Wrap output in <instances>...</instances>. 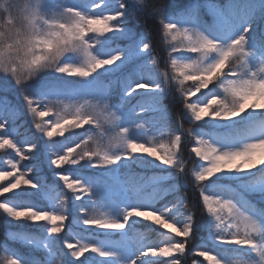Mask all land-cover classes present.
<instances>
[{
	"label": "snow or ice",
	"instance_id": "snow-or-ice-1",
	"mask_svg": "<svg viewBox=\"0 0 264 264\" xmlns=\"http://www.w3.org/2000/svg\"><path fill=\"white\" fill-rule=\"evenodd\" d=\"M0 153V264H264V0H0Z\"/></svg>",
	"mask_w": 264,
	"mask_h": 264
},
{
	"label": "trees",
	"instance_id": "trees-1",
	"mask_svg": "<svg viewBox=\"0 0 264 264\" xmlns=\"http://www.w3.org/2000/svg\"><path fill=\"white\" fill-rule=\"evenodd\" d=\"M160 2H164V0H160ZM169 106L171 107V108H173V111H174V107H172V104L171 103H169ZM175 112V111H174ZM24 120L26 121V127H27V129L30 131V132H32V133H34L35 132V129L34 128H32V126H31V122H30V117H28V116H25L24 117ZM201 123H203V122H201ZM185 127H188V125L187 124H185ZM20 132H21V136H23V134H24V128H21L20 129ZM38 135V134H37ZM0 155H3V153H0ZM25 163H27V162H25ZM91 171H94V170H88V171H86L85 172V174H89ZM135 171L136 172H141V173H143L145 170H142V169H135ZM147 174H151L150 172H148ZM45 175H48V178H49V181H51V176H50V174H48L47 173V171L45 170ZM62 187V186H61ZM62 190L65 192V193H67V189H63L62 188ZM68 194V196L70 197L71 196V193H67ZM183 194V193H182ZM191 204H189V206H190ZM69 206H71V201L69 200ZM199 219L202 221V216H201V214H200V216H199ZM1 222H2V220H1ZM66 226H68V227H71L72 226V217L70 216V218H69V221H68V224L66 225ZM66 230H67V228H66ZM141 230H143V229H141ZM61 235H63V233L61 234ZM0 238L1 239H4V225H3V222H2V227L0 228ZM87 255H90V254H86V256ZM83 259V258H82Z\"/></svg>",
	"mask_w": 264,
	"mask_h": 264
},
{
	"label": "rangeland",
	"instance_id": "rangeland-1",
	"mask_svg": "<svg viewBox=\"0 0 264 264\" xmlns=\"http://www.w3.org/2000/svg\"><path fill=\"white\" fill-rule=\"evenodd\" d=\"M153 42L155 43V40H154ZM158 55H164V56L166 57V53H163L162 51H160V52L158 53ZM161 67H163L162 64H161ZM172 107H174V111H178L179 108H180V105H179V104H176V105H172ZM188 147L190 148V145H189ZM184 155H185L186 158L188 157V150H187V149L184 151ZM188 167H191V164H190V163H189ZM197 197H198V193H197ZM190 204H191V203H190ZM190 207H191V205H190ZM200 214H201L200 211L197 210V211H196V221H197V223H200V222H201V220L199 219ZM69 217H70V216H69ZM68 221H69V219L65 222L66 225L68 224ZM1 227H2V222H1V220H0V228H1ZM198 235H199V236H206L207 233H206V232H201V233H199ZM3 240H4V239H1V238H0V241H3ZM197 243H199V240H194V241H192V242L189 244V248H192V247H193L194 245H196ZM191 259H192V257H189V258L187 259V264H191ZM195 259H197L198 261H201L202 264H207L206 261H203V258H202V257H195Z\"/></svg>",
	"mask_w": 264,
	"mask_h": 264
}]
</instances>
